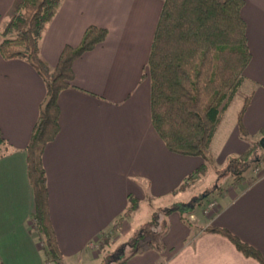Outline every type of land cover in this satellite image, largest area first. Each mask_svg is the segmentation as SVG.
<instances>
[{"label": "crops", "instance_id": "crops-1", "mask_svg": "<svg viewBox=\"0 0 264 264\" xmlns=\"http://www.w3.org/2000/svg\"><path fill=\"white\" fill-rule=\"evenodd\" d=\"M16 1L0 0V30ZM243 2L250 61L235 92L237 111L227 114L231 99L208 147L217 167L248 148L236 123L245 97L250 100L242 123L250 138L264 128V0ZM162 3L62 0L42 32L39 56L52 69L64 46H77L88 26L107 30L101 44L73 62V86L57 97L59 131L42 153L49 218L62 264H92L94 241L122 216L128 195L151 204L177 197L179 186L203 162L169 152L150 122L147 59ZM44 96V80L27 61L0 56V131L6 142L0 154L2 264H48L32 222L25 157ZM214 202L207 212L206 204L188 214L192 229L175 214L161 249H141L119 264H258L226 238L203 229L225 228L264 256V159Z\"/></svg>", "mask_w": 264, "mask_h": 264}, {"label": "trees", "instance_id": "trees-1", "mask_svg": "<svg viewBox=\"0 0 264 264\" xmlns=\"http://www.w3.org/2000/svg\"><path fill=\"white\" fill-rule=\"evenodd\" d=\"M62 0H17L8 21L0 30V56L4 60L27 61L43 78L45 96L40 104L36 122L25 147L26 171L32 188L34 212L32 222L48 264H62L54 229L48 211L46 174L42 153L59 131V93L73 86L72 65L84 53L101 44L107 30L88 26L77 46L66 45L56 65L50 69L39 56V43L46 24L56 14ZM243 0H163L161 12L151 41L147 68L150 80V122L165 148L174 154L200 157L202 164L179 186L184 191L188 183L201 177L208 167L217 175L212 186L194 196L189 202H179L153 212L151 220L142 224L128 240L133 250L116 264L141 249H161L147 234L160 227L156 236L162 238L168 228L167 214L172 210L193 212L210 194L220 195L225 189L220 181L230 178V185L240 184L248 170L264 159L258 137L251 139L242 123L250 96L244 98L237 114V128L248 148L241 154L227 157L222 167H215L208 147L216 130L221 112L228 106L243 81V71L250 61L245 23L240 15ZM6 142L0 131V154ZM124 213L115 222L136 210L138 199L128 195ZM183 222L187 220L181 216ZM159 232V233H158ZM206 233L226 238L245 258L264 264V256L252 245L242 241L229 230L209 226ZM144 239V242H141ZM108 259L103 258L106 264ZM0 264L2 262L0 261Z\"/></svg>", "mask_w": 264, "mask_h": 264}, {"label": "rangeland", "instance_id": "rangeland-1", "mask_svg": "<svg viewBox=\"0 0 264 264\" xmlns=\"http://www.w3.org/2000/svg\"><path fill=\"white\" fill-rule=\"evenodd\" d=\"M232 99L233 102L227 114H232L235 112L238 103V94H234ZM225 117L226 115L224 116V118ZM214 166L217 167L216 164H214ZM216 178L217 175L214 173L213 169L208 167L207 172L204 175L195 178L193 182L188 183L189 185L187 186V188L184 191H179L177 197L171 195L165 198H161V200L153 202L154 204H151L148 198L141 200L134 212H131L128 216L123 217L122 221L126 218V220L128 221H126L127 224L125 223L124 225H122L121 223V225L115 227V222L119 218L118 217L107 229L102 231L97 236V239L92 245V249L96 255V259L93 260L92 264H104L102 263L104 257L108 259L106 264H116L120 259L127 256L133 250L134 246L129 247L127 245L129 238L134 234L136 230H138L139 227H141L142 224L151 220V215L154 211L161 214V209L163 208L172 207V205L178 204L179 202H189L194 196H199L205 190L209 189ZM230 182V178L221 179V188L226 189ZM217 197L218 195L216 192L210 194L207 198L201 200V206H205L210 202H214V199ZM195 211L196 213L198 212V207L195 208ZM175 214L179 217L182 216L185 219H188L189 212L185 210L170 211L167 216H165L168 220L169 226L172 224ZM185 225L188 228L192 229V225H190V223L185 222ZM159 228L160 227H157V229L153 231L154 233L147 234L146 237L158 246H162V238L156 236L157 231L161 232V229ZM141 242H144V239H141L140 243Z\"/></svg>", "mask_w": 264, "mask_h": 264}, {"label": "built area", "instance_id": "built-area-1", "mask_svg": "<svg viewBox=\"0 0 264 264\" xmlns=\"http://www.w3.org/2000/svg\"><path fill=\"white\" fill-rule=\"evenodd\" d=\"M214 207H215V202H210L207 204L206 208L204 209V212H207L210 209H213Z\"/></svg>", "mask_w": 264, "mask_h": 264}, {"label": "water", "instance_id": "water-1", "mask_svg": "<svg viewBox=\"0 0 264 264\" xmlns=\"http://www.w3.org/2000/svg\"><path fill=\"white\" fill-rule=\"evenodd\" d=\"M259 147L264 151V136L258 140Z\"/></svg>", "mask_w": 264, "mask_h": 264}]
</instances>
